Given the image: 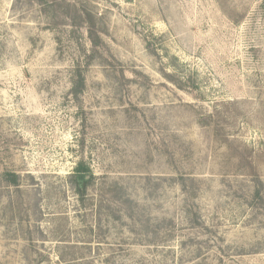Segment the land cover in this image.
Returning <instances> with one entry per match:
<instances>
[{"label":"rangeland","instance_id":"rangeland-1","mask_svg":"<svg viewBox=\"0 0 264 264\" xmlns=\"http://www.w3.org/2000/svg\"><path fill=\"white\" fill-rule=\"evenodd\" d=\"M0 264H264V0H0Z\"/></svg>","mask_w":264,"mask_h":264},{"label":"trees","instance_id":"trees-1","mask_svg":"<svg viewBox=\"0 0 264 264\" xmlns=\"http://www.w3.org/2000/svg\"><path fill=\"white\" fill-rule=\"evenodd\" d=\"M80 16V14L78 13ZM81 17V16H80ZM92 16L87 13L85 19V24L87 27V32L89 34L90 41L93 45V53H86L85 54V61L80 63L78 62L75 70H74V79H73V86L71 89V95L73 96L74 100L78 103V105H81V95L83 94L85 87H86V81H85V73L89 66L92 64L95 48H98L102 40L99 37L98 31L96 30L95 24L92 21ZM89 18V19H87ZM73 23V34H76V24L78 23V17L72 18ZM3 179L6 180L9 183H12L14 185H18L19 183V177L14 174L7 172L3 175ZM71 182L74 185V187L77 189V193L81 196H83L88 189V186L92 185L94 176L91 173L90 169L84 164L83 161L79 162L78 166L76 167L73 174L70 176Z\"/></svg>","mask_w":264,"mask_h":264}]
</instances>
